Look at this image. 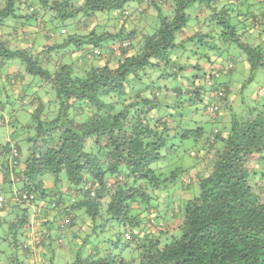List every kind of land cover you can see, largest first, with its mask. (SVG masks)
Returning a JSON list of instances; mask_svg holds the SVG:
<instances>
[{"label":"trees","instance_id":"trees-1","mask_svg":"<svg viewBox=\"0 0 264 264\" xmlns=\"http://www.w3.org/2000/svg\"><path fill=\"white\" fill-rule=\"evenodd\" d=\"M131 1L0 0V56L20 57L51 106L1 122L0 264L57 250L62 264H264V101L237 97L229 54L264 69L249 0ZM46 17L72 21L82 67L42 66L61 43L8 48L16 24L34 34Z\"/></svg>","mask_w":264,"mask_h":264},{"label":"rangeland","instance_id":"rangeland-1","mask_svg":"<svg viewBox=\"0 0 264 264\" xmlns=\"http://www.w3.org/2000/svg\"><path fill=\"white\" fill-rule=\"evenodd\" d=\"M138 4L139 3L136 0H132L129 5L133 10L137 8L135 9L136 11L138 10L139 7ZM259 5L263 6L264 0H254L253 3L251 2L250 5L245 7L247 10L252 11L258 8ZM194 6L195 5H193V7ZM135 14H137V12ZM147 14L149 21L148 27L156 24L154 21V17L156 15L155 12L151 10L149 13L147 12ZM192 16L194 15L192 14L190 17ZM9 20L11 19L9 18ZM44 20H45L44 21L45 30L47 31L48 37L35 36L36 45H37V46L35 45L36 50L40 51L42 46L46 44H50V45L53 43L63 44L59 48H56L55 51H50L47 53L50 54V63L52 62L51 59L53 58V53L59 52L61 49H70V52L66 53V56L64 57L66 60L68 59L67 55H70L72 53H79L80 54L79 56H82V51L81 50L77 51L74 43H70V42L65 43L66 40L68 39V33L71 32L72 29L74 28L71 20L62 21L60 19H56V18L54 19L48 17H46ZM190 21L192 20L189 19V22ZM11 23L15 24L14 21L12 20ZM14 27H15L14 28L15 33L16 31H18V28L21 29V27H19V24H16ZM251 33L256 36V30L252 29ZM247 35L249 34L247 33ZM247 35L244 36L245 40L249 43H252V41H254L255 38L254 37L249 38ZM262 40H264V37ZM188 46L193 47L191 43H188ZM8 48L10 50H15V49H24L26 48V46L25 43H22L20 41V38L18 39L16 38L12 42H10ZM235 49L236 48H232L231 50H229L231 60L235 64L233 72L231 73L232 79L234 80L232 84L238 83L236 85L237 88L235 89V93L237 94V97L239 99L241 97L242 98L244 97V102H243L244 105L258 104L260 100L264 101V69L257 70L253 74H251L250 68L246 63V56L240 51ZM205 50H206L205 47L200 46L199 51L201 52H199L198 55L204 52ZM31 53L33 54V52ZM47 54L46 53L44 54V51L40 54V58H39L40 63L42 62V59L46 57ZM187 55L191 57H196V55L192 53L188 54L185 52L184 56ZM50 63H47L45 65L42 63V66L45 69L52 72L54 69H50L49 67H47ZM249 78H251L250 81H248ZM220 79L226 80L227 76H222ZM19 80L21 81V85H23L21 86L23 90H21V87H19ZM242 85H244L243 90L239 92L238 88L241 87ZM13 88L14 90L17 89V91H14ZM47 88L48 86L44 82H42V79L39 76H34L25 72V64L23 63L20 57L13 56L10 58H4L2 55L0 56V109H1L0 139L2 137L1 134L2 131L1 126H3L1 124L2 121H5L4 125H6L8 128L10 125L11 127L16 126L18 129H22L21 128L22 125H25L31 121L32 118L31 111H33L36 105L38 104L37 100H35L36 98H40V100H42L43 102L42 104H45L46 107L50 106V103L49 105L47 103V96H48ZM260 88L263 90V94L260 95V97H258L257 91ZM7 123H9V125ZM19 138L20 137L17 134L18 144L21 149L20 158H22L27 151L28 144L25 140ZM3 249L4 251L9 250L7 245H4V243H0V250L2 251ZM126 253L128 252L126 251ZM67 254L68 251L57 250L55 252V260L53 264H62Z\"/></svg>","mask_w":264,"mask_h":264},{"label":"crops","instance_id":"crops-1","mask_svg":"<svg viewBox=\"0 0 264 264\" xmlns=\"http://www.w3.org/2000/svg\"><path fill=\"white\" fill-rule=\"evenodd\" d=\"M244 1H246V0H244ZM249 1H250V3L251 2L253 3L254 0H249ZM259 3H261V2H259ZM149 11H151V10H149ZM252 11H253L252 13L255 15V17L257 19V22L259 23L257 25L258 26L257 29L264 31V5L263 6L259 5L258 8L254 9ZM34 26L36 28H33V27L32 28L35 31L34 34L36 33V37H48L47 31L45 30V25H41L40 23H35ZM75 30H76V28L72 29V31L69 30L71 32H69L68 34L73 33ZM77 30H78V27H77ZM82 30H83V28L81 26H79V31H82ZM27 32H29V26H24L21 29L18 28V38H20V41L22 43H25L26 47H29V48L34 47L35 48V45H36L35 36H32L34 34H29ZM37 43H38V41H37ZM78 61H79V67H82L83 66L82 64L85 62V60L78 58ZM231 84H232V82H231ZM21 86H23V85H21V81L19 80V87H21ZM13 90H14V88H13ZM21 90H23L22 87H21ZM14 91H17V89H15ZM31 102H33V101H31ZM6 139H9V137H6ZM0 180H1V174H0ZM34 240H35V238H34ZM29 243L31 244V242H29ZM28 252L31 253V255L33 256L34 259H32V260H40L39 254L41 252L38 251L37 249L35 250L33 245H29V251Z\"/></svg>","mask_w":264,"mask_h":264},{"label":"clouds","instance_id":"clouds-1","mask_svg":"<svg viewBox=\"0 0 264 264\" xmlns=\"http://www.w3.org/2000/svg\"><path fill=\"white\" fill-rule=\"evenodd\" d=\"M70 49H61L59 52L53 53L52 62L47 66L50 69H54L56 66H58L59 63H72L77 66H79V53H72L70 55H67V60L64 58L66 56V53H69ZM77 75L83 76V72H78Z\"/></svg>","mask_w":264,"mask_h":264},{"label":"built area","instance_id":"built-area-1","mask_svg":"<svg viewBox=\"0 0 264 264\" xmlns=\"http://www.w3.org/2000/svg\"><path fill=\"white\" fill-rule=\"evenodd\" d=\"M127 44H128V43H127L126 41H124V42L121 43V46H122V47H126ZM216 108H217V105H213V106H209V107H208V110H209V111H213V110H215ZM23 197L25 198V195H24ZM2 200H3V199H2V196H0V204L2 203Z\"/></svg>","mask_w":264,"mask_h":264}]
</instances>
